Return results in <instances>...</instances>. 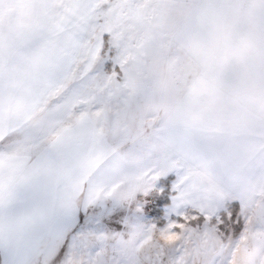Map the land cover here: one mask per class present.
<instances>
[{
  "label": "rangeland",
  "instance_id": "1",
  "mask_svg": "<svg viewBox=\"0 0 264 264\" xmlns=\"http://www.w3.org/2000/svg\"><path fill=\"white\" fill-rule=\"evenodd\" d=\"M74 2L0 0V36L15 37L21 29L20 34H34L37 45L48 48L46 63L0 64L3 82H21V89L29 85L42 93L29 127L0 142V150L36 155L41 165L36 187L43 198L73 189L79 196L85 180L95 187L118 185L115 196L134 198L148 185L152 144L172 128L210 135L221 128L241 144L259 138L264 128V0H176L138 92L103 102L72 86L54 43V23ZM20 73L27 81L25 76L10 79ZM162 209L163 204L161 215ZM159 218L149 210L142 222L129 223L125 235L102 241L109 251L92 255L77 247L65 264H130V254L151 250L145 223ZM34 226L27 223L24 230ZM51 231L49 226L37 236L42 254ZM182 259L183 264H264V227L252 223L227 239L195 238L186 242Z\"/></svg>",
  "mask_w": 264,
  "mask_h": 264
},
{
  "label": "snow or ice",
  "instance_id": "2",
  "mask_svg": "<svg viewBox=\"0 0 264 264\" xmlns=\"http://www.w3.org/2000/svg\"><path fill=\"white\" fill-rule=\"evenodd\" d=\"M175 3L77 0L66 5L53 35L72 86L100 102L133 97L166 36ZM211 132L216 134L172 128L158 137L147 165L148 185L129 200L114 195L118 185L95 187L89 180L79 196L73 189L45 199L29 183L5 194L6 179L9 185L13 180L0 172V264L42 259L65 264L77 247L92 255L102 248L107 252L102 241L125 235L129 223L142 222L149 210L160 217L145 223L152 248L130 254V264H183L186 242L239 236L252 223L264 227V128L258 139L244 144L224 129ZM27 223H34L31 231L24 230ZM49 226L42 254L37 236Z\"/></svg>",
  "mask_w": 264,
  "mask_h": 264
},
{
  "label": "crops",
  "instance_id": "3",
  "mask_svg": "<svg viewBox=\"0 0 264 264\" xmlns=\"http://www.w3.org/2000/svg\"><path fill=\"white\" fill-rule=\"evenodd\" d=\"M13 30L3 29L2 32H12ZM17 31V30H14ZM23 31V30H22ZM30 31V30H28ZM35 31V30H33ZM21 29L15 37L9 35H1L0 39V64H23V63H46L48 58L47 45H37L36 36L22 35ZM40 49H38V48ZM41 59H37V58ZM25 76V77H22ZM26 78L25 75H13L10 77L13 79ZM4 77L0 78V87L4 90L0 92V142H4L14 134L24 132L30 123V119L37 106V96H41L42 93L37 91L32 92L28 87L23 85L24 89H21V82L12 85ZM26 80V79H25ZM27 81V80H26ZM25 84V82L23 81ZM0 88V89H1ZM15 89V90H13ZM29 89V90H27ZM37 157L35 154H21L11 151L0 150V172L4 176L12 177V184L5 182V194L8 192L9 187L13 190L18 187L19 183H29L37 186V169L41 168V165H37ZM41 162V161H40ZM39 173V172H38ZM32 176V177H31ZM46 183V182H44Z\"/></svg>",
  "mask_w": 264,
  "mask_h": 264
}]
</instances>
